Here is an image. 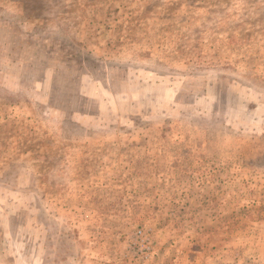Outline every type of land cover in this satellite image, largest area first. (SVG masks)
I'll return each mask as SVG.
<instances>
[{
    "label": "rangeland",
    "instance_id": "374dc122",
    "mask_svg": "<svg viewBox=\"0 0 264 264\" xmlns=\"http://www.w3.org/2000/svg\"><path fill=\"white\" fill-rule=\"evenodd\" d=\"M0 264H264V0H0Z\"/></svg>",
    "mask_w": 264,
    "mask_h": 264
}]
</instances>
